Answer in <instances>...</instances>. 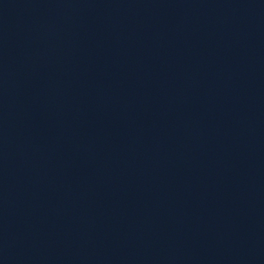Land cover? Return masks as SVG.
Returning <instances> with one entry per match:
<instances>
[{
    "label": "water",
    "instance_id": "1",
    "mask_svg": "<svg viewBox=\"0 0 264 264\" xmlns=\"http://www.w3.org/2000/svg\"><path fill=\"white\" fill-rule=\"evenodd\" d=\"M62 124L95 264H132L264 32V0H16Z\"/></svg>",
    "mask_w": 264,
    "mask_h": 264
}]
</instances>
